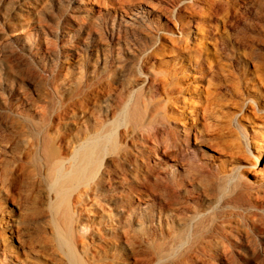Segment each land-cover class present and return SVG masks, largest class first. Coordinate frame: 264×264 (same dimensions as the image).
I'll use <instances>...</instances> for the list:
<instances>
[{"label":"rangeland","instance_id":"obj_1","mask_svg":"<svg viewBox=\"0 0 264 264\" xmlns=\"http://www.w3.org/2000/svg\"><path fill=\"white\" fill-rule=\"evenodd\" d=\"M133 87L186 129L210 180L237 184L240 217L254 204V225L239 231L225 264H264V0H0V116L8 104H46L50 114L62 101L71 114L81 102L90 113ZM0 120V142L8 136L7 149L16 148L20 135ZM12 202L4 208L18 213ZM0 231L34 264L25 252L31 225L13 238Z\"/></svg>","mask_w":264,"mask_h":264},{"label":"bare ground","instance_id":"obj_2","mask_svg":"<svg viewBox=\"0 0 264 264\" xmlns=\"http://www.w3.org/2000/svg\"><path fill=\"white\" fill-rule=\"evenodd\" d=\"M73 106L62 101L47 114L46 104L28 111L8 104L0 116L20 135L16 148L7 149L8 136L0 142V226L12 238L21 225L32 226L30 260L225 264L239 231L254 225V204L238 215L245 194L233 193L237 184L228 176L207 177L205 162L191 156L186 129L172 126L137 87L112 107L88 113L81 102L77 115ZM166 149L174 153L158 155ZM9 199L18 213L4 208ZM257 208L264 212V201ZM5 240L0 231V264H26ZM128 250L132 260L123 255Z\"/></svg>","mask_w":264,"mask_h":264}]
</instances>
